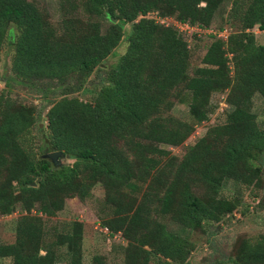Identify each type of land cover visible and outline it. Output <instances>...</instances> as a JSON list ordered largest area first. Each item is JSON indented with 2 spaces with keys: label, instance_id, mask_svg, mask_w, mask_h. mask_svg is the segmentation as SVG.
<instances>
[{
  "label": "trees",
  "instance_id": "obj_1",
  "mask_svg": "<svg viewBox=\"0 0 264 264\" xmlns=\"http://www.w3.org/2000/svg\"><path fill=\"white\" fill-rule=\"evenodd\" d=\"M224 2L82 0L86 15L108 21L102 33L98 23L75 15L54 25L31 0H0V49L7 41L13 51L0 91V216L19 213L15 240L0 243V260L55 264L56 252L44 244L43 219L55 217L67 199L84 202L100 184L109 211L99 224L111 236L120 233L121 264H153L154 258L186 264L193 243L159 218L198 231L236 208L221 197L226 178L260 187L264 129L252 98L264 100V45L253 29L264 33V0H231L226 22L236 21L237 31L226 41L209 35L202 66L192 72L188 37L139 18L157 12L208 28ZM122 40L124 53L106 65ZM95 72V96L82 101L74 94ZM17 87L48 104L44 128L36 124L35 107L11 99ZM224 92L231 109L224 122L209 128L184 158L171 155L165 146H182L195 130L171 114L174 105L188 101L200 124L209 119L211 96ZM52 152L69 155L72 163L54 169L42 158ZM81 240L82 224L75 221L53 246H65L68 264H82ZM93 261L106 264L100 257ZM228 261L264 264V235L239 240Z\"/></svg>",
  "mask_w": 264,
  "mask_h": 264
},
{
  "label": "rangeland",
  "instance_id": "obj_2",
  "mask_svg": "<svg viewBox=\"0 0 264 264\" xmlns=\"http://www.w3.org/2000/svg\"><path fill=\"white\" fill-rule=\"evenodd\" d=\"M39 10L45 13L48 19L54 25H58L64 16L75 15L92 23H98L100 31L104 33L109 24L106 19H97L86 15L82 8V0H31ZM231 0H225L218 11L214 14L212 23L208 31H202L199 36L188 38V48L190 51V67L192 72L196 67L202 66L201 60L212 42L208 37L210 31L218 30V33L226 34L236 32L238 24L232 21L233 25L226 22ZM203 6V4H202ZM197 26V25H195ZM203 27V26H202ZM208 27V28H209ZM195 28V27H194ZM127 29V27H126ZM207 29V27L203 28ZM258 44L264 45V33L256 28L253 29ZM14 36L16 32L13 33ZM126 42L121 41L112 55L107 58L108 66H112L124 53ZM12 48L5 41L0 49V91L3 90V80L8 76ZM100 79L97 72L93 73L83 90L76 95L82 101H91L95 96V90L91 88L90 81ZM11 99L17 102H24L27 106L35 107L36 124L40 128L46 126L45 113L48 104L42 98L30 90L17 87L13 89ZM26 94V95H25ZM227 92L215 93L211 96V112L207 121L197 124L189 114L188 101L176 103L171 110V114L183 121L195 125L193 136L189 138L182 146L169 147L165 149L178 158H184L192 147L201 140L207 130L215 125L224 122L225 116L230 112V107L225 101ZM214 108V109H213ZM252 112L257 116V121L264 129V100L255 94L252 98ZM71 160H62L63 165L71 164ZM251 167L259 166L253 159H248ZM245 173V172H243ZM264 173L259 186H246L240 183L241 180L232 177L226 178L221 190V197L237 203L233 212L221 219V221L205 222L203 228L198 231L190 232L183 229L178 224L169 220L168 217H160L159 220L167 225V228L189 242L193 243V250L186 264H233L228 261L233 258L235 246L241 239L254 241L260 235H264ZM18 209V208H17ZM108 208L104 204V190L100 184H97L91 190L90 196L80 202L78 199H67L64 208L55 217L44 218V244L52 246L57 255L55 264H68L65 246H53L57 237L63 236L70 230L72 222L80 221L82 224V264H95L93 258L100 257L106 264H121L123 260L124 247L121 242L113 239L112 236L101 233L97 227L98 222L103 221L108 215ZM35 209L32 210V214ZM17 213V212H16ZM19 213H17L18 216ZM16 217L0 216V243L10 244L15 240ZM57 236V237H56ZM41 254H44L41 251ZM153 264H158V258H154ZM0 264H10L9 259H1Z\"/></svg>",
  "mask_w": 264,
  "mask_h": 264
},
{
  "label": "built area",
  "instance_id": "obj_3",
  "mask_svg": "<svg viewBox=\"0 0 264 264\" xmlns=\"http://www.w3.org/2000/svg\"><path fill=\"white\" fill-rule=\"evenodd\" d=\"M144 17H146L148 19H152L158 25H161L164 27H169V28H174L176 31H178V33L184 34L188 38L192 37L194 34L196 36H199V34H201L202 31H204V30L208 31L210 29V27L207 29H203L204 27H201L198 25L195 26V25H190L189 23L180 22L174 16H160L157 12H151L145 16H142V15L139 16V18H144ZM226 33H227L226 30L223 33L222 32L218 33L217 30H215V31L211 30L210 31L211 35H214L217 38H221L224 41L227 40L228 34H226ZM16 215H17V213H13L9 217H12V216L15 217ZM97 227L101 233L108 235V236H111L110 232L106 228L101 227L99 222L97 224ZM112 237H113V239H115L118 242H121L123 244L120 233L113 234Z\"/></svg>",
  "mask_w": 264,
  "mask_h": 264
},
{
  "label": "water",
  "instance_id": "obj_4",
  "mask_svg": "<svg viewBox=\"0 0 264 264\" xmlns=\"http://www.w3.org/2000/svg\"><path fill=\"white\" fill-rule=\"evenodd\" d=\"M114 23L117 22V20H113ZM44 159H47L48 161H50V163L52 164V167L54 169L59 168L60 166H62V160H70V156L64 154L63 152H52V153H48L43 155ZM39 182V179H37L34 183H31V186H35L36 183ZM235 205H237V203H234Z\"/></svg>",
  "mask_w": 264,
  "mask_h": 264
}]
</instances>
